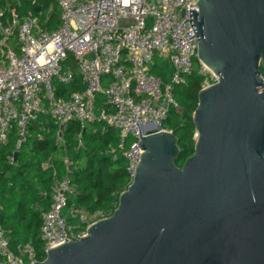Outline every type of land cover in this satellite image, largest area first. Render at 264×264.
Instances as JSON below:
<instances>
[{
  "label": "water",
  "instance_id": "1",
  "mask_svg": "<svg viewBox=\"0 0 264 264\" xmlns=\"http://www.w3.org/2000/svg\"><path fill=\"white\" fill-rule=\"evenodd\" d=\"M196 6L197 59L217 82L197 94L193 154L178 167L171 132L141 133L113 212L34 264H264V0Z\"/></svg>",
  "mask_w": 264,
  "mask_h": 264
},
{
  "label": "built area",
  "instance_id": "2",
  "mask_svg": "<svg viewBox=\"0 0 264 264\" xmlns=\"http://www.w3.org/2000/svg\"><path fill=\"white\" fill-rule=\"evenodd\" d=\"M36 2L31 0L30 5ZM197 2L53 0V5L36 14L20 17L21 0H0V146L14 131L18 149L40 115L52 122L58 142L71 123L84 128L99 121L117 133L110 152L114 159L120 156L125 161L130 183L141 155V133L150 134L157 127L170 132L162 124L177 108L172 88L184 85L192 74L201 78V90L217 82L197 59V39L188 22L189 10L198 11ZM54 5L59 11L57 25L52 18ZM155 58L172 67L169 82L150 72ZM74 66L83 90L58 97L56 90L73 82ZM8 161L12 164L14 157ZM62 162L61 177L52 169L51 202L42 214L44 258L64 239H81L89 225L111 214L87 217L82 210L70 209V215L85 227L66 223L63 212L75 186L70 179L73 162L66 155ZM41 261L30 244L12 247L9 232L0 224V264Z\"/></svg>",
  "mask_w": 264,
  "mask_h": 264
},
{
  "label": "trees",
  "instance_id": "3",
  "mask_svg": "<svg viewBox=\"0 0 264 264\" xmlns=\"http://www.w3.org/2000/svg\"><path fill=\"white\" fill-rule=\"evenodd\" d=\"M21 0L18 10L20 17L27 12L36 14L41 9L53 5V0ZM57 7L54 5L52 18L58 24ZM51 28V26L49 27ZM73 82L56 90L58 97L66 98L69 93L82 91L77 68ZM150 72L162 82L167 83L173 74L172 67L160 59L154 60ZM264 78V73L261 72ZM201 78L192 74L186 78L184 85L172 88L177 108L173 109L162 127L170 131L177 139L179 153L175 163L180 167L193 154L195 130L192 115L197 106V94L201 90ZM101 106V98L97 97L96 107ZM62 141H56V130L47 116L40 115L29 127V136L16 149V136L13 131L8 141L0 146V224L9 232L10 245L30 244L37 260H43V243L40 239L42 214L50 205V194L54 179V168L61 177L63 173L62 159L66 155L72 162L70 179L75 186V193L68 197L67 208L63 216L68 225H77L84 230V224L78 217L69 216L72 208L81 209L88 217L101 212L108 215L116 207L118 196L129 184L126 164L111 149L115 148L117 133L114 129H105L99 121L81 128L78 123H71L62 133ZM17 156L11 164L9 157ZM116 153V152H115ZM49 166L45 169L43 165Z\"/></svg>",
  "mask_w": 264,
  "mask_h": 264
},
{
  "label": "rangeland",
  "instance_id": "4",
  "mask_svg": "<svg viewBox=\"0 0 264 264\" xmlns=\"http://www.w3.org/2000/svg\"><path fill=\"white\" fill-rule=\"evenodd\" d=\"M57 14H59V11H58V10H57ZM74 210L77 211V212H78V211L80 212L81 209H78V208H72V211H74ZM70 214H71V213H69L68 215L70 216ZM96 218H97V217H96ZM96 220H97V219H96Z\"/></svg>",
  "mask_w": 264,
  "mask_h": 264
}]
</instances>
